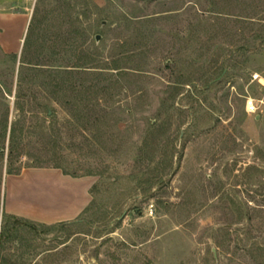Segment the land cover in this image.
Returning a JSON list of instances; mask_svg holds the SVG:
<instances>
[{"label":"rangeland","instance_id":"1","mask_svg":"<svg viewBox=\"0 0 264 264\" xmlns=\"http://www.w3.org/2000/svg\"><path fill=\"white\" fill-rule=\"evenodd\" d=\"M4 144L0 264H264V0H0Z\"/></svg>","mask_w":264,"mask_h":264},{"label":"trees","instance_id":"2","mask_svg":"<svg viewBox=\"0 0 264 264\" xmlns=\"http://www.w3.org/2000/svg\"><path fill=\"white\" fill-rule=\"evenodd\" d=\"M33 23L31 24L29 30L31 32V35L33 34ZM30 36V35H29ZM83 35L80 32H76V34L71 35L70 38H68V44L73 47V49L75 50H79L80 48V38ZM80 37V38H79ZM30 37H27L26 42H25V48L29 47L30 43L28 42V39ZM24 63V62H23ZM83 64H77L76 68H82ZM57 73V72H55ZM54 82L57 81V79L53 80ZM57 86H59L58 88H55L56 93L58 92V89H60L59 91L62 92L63 89L65 88V82L63 80H59L57 83ZM72 90L76 91V87L72 85ZM57 89V90H56ZM4 126H5V135H4V140L6 141L7 138V131H8V115L5 116V121H4ZM20 149V135H19V130L17 128L16 124H12L11 129H10V137H9V146H8V150H7V163H8V168H12L13 167V160L15 159V157L18 156V152ZM5 154H6V145L4 144L3 146L0 145V157H2L3 159L5 158ZM10 173V171H9ZM22 226H27L31 229H35L33 225L30 224H26L24 223Z\"/></svg>","mask_w":264,"mask_h":264},{"label":"built area","instance_id":"3","mask_svg":"<svg viewBox=\"0 0 264 264\" xmlns=\"http://www.w3.org/2000/svg\"><path fill=\"white\" fill-rule=\"evenodd\" d=\"M253 79L255 81L258 80L259 82L262 81V78L260 77V75H254L253 76ZM245 106H246V111H247L248 114H250V115H256L258 113V107L256 105L255 100H253L251 98L247 99Z\"/></svg>","mask_w":264,"mask_h":264},{"label":"crops","instance_id":"4","mask_svg":"<svg viewBox=\"0 0 264 264\" xmlns=\"http://www.w3.org/2000/svg\"><path fill=\"white\" fill-rule=\"evenodd\" d=\"M76 196H77V198H75V205H79L80 202H78V200H79V197H81V196H80V195H76ZM84 198H85V197H84ZM81 205H82V206L85 205L84 200H83V202H82ZM74 210H75V213L78 212V209H77V208H75Z\"/></svg>","mask_w":264,"mask_h":264},{"label":"water","instance_id":"5","mask_svg":"<svg viewBox=\"0 0 264 264\" xmlns=\"http://www.w3.org/2000/svg\"><path fill=\"white\" fill-rule=\"evenodd\" d=\"M96 40H97V42H98V41L100 40V36H97V39H96Z\"/></svg>","mask_w":264,"mask_h":264}]
</instances>
